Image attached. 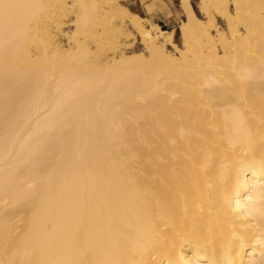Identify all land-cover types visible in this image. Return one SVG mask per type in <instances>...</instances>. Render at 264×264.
Wrapping results in <instances>:
<instances>
[{"label":"bare ground","instance_id":"obj_1","mask_svg":"<svg viewBox=\"0 0 264 264\" xmlns=\"http://www.w3.org/2000/svg\"><path fill=\"white\" fill-rule=\"evenodd\" d=\"M140 1L0 0V264H264V0Z\"/></svg>","mask_w":264,"mask_h":264},{"label":"rangeland","instance_id":"obj_2","mask_svg":"<svg viewBox=\"0 0 264 264\" xmlns=\"http://www.w3.org/2000/svg\"><path fill=\"white\" fill-rule=\"evenodd\" d=\"M131 3H133L135 5L132 8V11L137 12V14H139L142 17H145L144 14L146 15L147 11L145 9V6L142 4V2L140 0H131ZM177 5H178V3H176V6ZM176 9H177L178 13H181V10L179 9V7H176ZM156 18L161 22V24H165L166 26H168L169 30L173 29L176 31V42L179 43L180 38H179L178 26L180 24V21L176 15V13H173L171 16H168V15H166V12H165L164 14H160L158 17L156 16ZM167 20H169V21H167Z\"/></svg>","mask_w":264,"mask_h":264}]
</instances>
